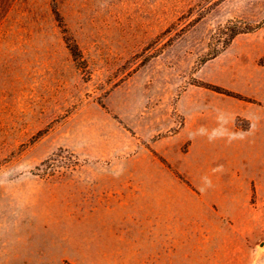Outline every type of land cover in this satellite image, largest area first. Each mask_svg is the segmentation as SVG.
<instances>
[{
    "label": "rangeland",
    "instance_id": "obj_1",
    "mask_svg": "<svg viewBox=\"0 0 264 264\" xmlns=\"http://www.w3.org/2000/svg\"><path fill=\"white\" fill-rule=\"evenodd\" d=\"M195 108L264 109V0H0V264H264L228 157L206 200L165 157Z\"/></svg>",
    "mask_w": 264,
    "mask_h": 264
},
{
    "label": "crops",
    "instance_id": "obj_2",
    "mask_svg": "<svg viewBox=\"0 0 264 264\" xmlns=\"http://www.w3.org/2000/svg\"><path fill=\"white\" fill-rule=\"evenodd\" d=\"M217 114L209 110L202 114L195 108L193 114H185L183 125L177 132L179 145L187 142V149L174 157H167L177 174L183 177L206 200L208 192L218 190L217 177L221 172L210 167L212 158L221 155L228 161L223 164L225 196L239 202L249 210V221L264 223V166L259 170L247 167L239 172L234 169V156L250 159L255 156L254 149H260L264 158V109H236L225 111L228 120L217 122ZM237 117L249 120L247 128L238 127ZM212 118L214 120H212ZM249 160V162H248ZM249 165V164H248ZM201 171L195 172L194 168ZM253 199V201H252Z\"/></svg>",
    "mask_w": 264,
    "mask_h": 264
},
{
    "label": "trees",
    "instance_id": "obj_3",
    "mask_svg": "<svg viewBox=\"0 0 264 264\" xmlns=\"http://www.w3.org/2000/svg\"><path fill=\"white\" fill-rule=\"evenodd\" d=\"M227 26L230 29V35H229L228 39L225 40L226 44H227V42L229 40H232L238 34L249 33L251 31H254V29H256V28H247V27L246 28H230V25H227ZM63 32H65V31L63 30ZM65 42H66V46H67L68 50L70 51L71 55L73 56V58L77 59L78 57H80V52H79V49H78L77 45L75 44V42L72 39H69L67 37L65 38ZM204 87L208 88V89H211L214 92H217V93L229 96V97L243 99V97L240 94L228 91V90L223 89V88L218 87V86L206 85ZM58 157H59L58 159L61 160V161L62 160L65 161L66 160V157L65 158L63 156H58ZM58 162L59 161H56V159H51V162H49V164H46V166H45L46 168L45 169H47L50 172H54L56 168L63 167ZM63 165L67 166L64 163H63ZM179 178H181V177L179 176Z\"/></svg>",
    "mask_w": 264,
    "mask_h": 264
}]
</instances>
